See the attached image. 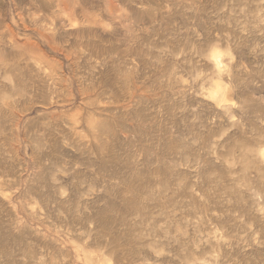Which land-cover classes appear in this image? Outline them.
<instances>
[{
	"label": "rangeland",
	"instance_id": "374dc122",
	"mask_svg": "<svg viewBox=\"0 0 264 264\" xmlns=\"http://www.w3.org/2000/svg\"><path fill=\"white\" fill-rule=\"evenodd\" d=\"M262 151L264 0H0V264H264Z\"/></svg>",
	"mask_w": 264,
	"mask_h": 264
},
{
	"label": "bare ground",
	"instance_id": "6f19581e",
	"mask_svg": "<svg viewBox=\"0 0 264 264\" xmlns=\"http://www.w3.org/2000/svg\"><path fill=\"white\" fill-rule=\"evenodd\" d=\"M217 68H220V62L217 60ZM262 155L264 156V151H262Z\"/></svg>",
	"mask_w": 264,
	"mask_h": 264
}]
</instances>
